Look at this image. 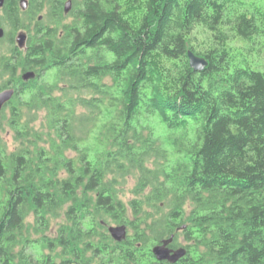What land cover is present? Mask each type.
<instances>
[{"label":"trees","instance_id":"16d2710c","mask_svg":"<svg viewBox=\"0 0 264 264\" xmlns=\"http://www.w3.org/2000/svg\"><path fill=\"white\" fill-rule=\"evenodd\" d=\"M73 6L0 8V91L15 90L0 112V264H170L152 248L171 236L186 250L174 264H264V68L235 61L227 1ZM231 23L264 36L260 10ZM107 221L130 233L114 241Z\"/></svg>","mask_w":264,"mask_h":264},{"label":"rangeland","instance_id":"374dc122","mask_svg":"<svg viewBox=\"0 0 264 264\" xmlns=\"http://www.w3.org/2000/svg\"><path fill=\"white\" fill-rule=\"evenodd\" d=\"M226 1H227V4H229V12L226 15L227 24L224 26V28L231 37L230 42H228V46L232 52V55L234 56L235 61L240 62L242 60H245L247 61V64L249 63L253 67L264 68V36H255L252 39L242 40L239 37H237L236 32L233 30V26L231 23L233 18L238 13L246 12L248 15H251V14H255L257 10H260L261 12L264 13V1L263 0H226ZM28 2L29 0H27V3ZM67 4H69L68 11L65 12V14L70 12L74 7L73 0H63L64 8ZM46 13H47V5H45V8L40 13H38V15L39 17H41V16H44ZM65 22H70L69 18L66 19ZM31 28H33L32 25H31ZM20 31H24L28 37L29 33L26 30H20ZM30 34H32V32H30ZM194 39L195 40L192 41V47L197 52H205L209 48L210 46L209 45V34L206 31L202 29H198V31L195 33ZM5 114H8V111H6ZM156 129H158V127ZM12 135H13L12 133H8V137H7L10 148H12L14 145H18L19 143L18 141L14 143L12 139ZM133 185H134L133 181H130L127 184L125 200L132 198L130 189H132ZM56 221L58 223H62L63 219L58 218ZM107 222H108L106 224L107 230H108V227L119 226L116 223L109 222V221ZM126 233L127 234L130 233V230L127 227H126ZM38 237L39 236L32 235V239H37ZM180 243L184 244L182 241ZM35 249H39V248L36 245H31L29 248V251H32Z\"/></svg>","mask_w":264,"mask_h":264},{"label":"water","instance_id":"95a60500","mask_svg":"<svg viewBox=\"0 0 264 264\" xmlns=\"http://www.w3.org/2000/svg\"><path fill=\"white\" fill-rule=\"evenodd\" d=\"M3 4V0H0V8ZM27 0H19V6L22 10L27 8ZM68 5L65 6V12L68 11ZM41 19V17H39ZM3 30L0 29V37L2 36ZM26 41H27V34L24 31L17 32L15 36V43L19 49L25 50L26 49ZM187 58L189 66L192 68L193 71L202 72L208 65V62L205 58L194 54L191 50L187 51ZM35 77V73L33 71L24 72L21 75V79L23 81H28ZM14 88H5L0 91V112L5 107V105L13 98L14 95ZM108 233L110 234L111 238L116 241L120 242L125 239L126 237V227L123 225H119L117 227H108ZM173 237L171 236L169 239L163 240L161 243L156 244L152 248V253L158 262H168L170 264H174L181 260L185 254L186 250L183 247L172 248L170 244L172 243Z\"/></svg>","mask_w":264,"mask_h":264},{"label":"flooded vegetation","instance_id":"af4514ba","mask_svg":"<svg viewBox=\"0 0 264 264\" xmlns=\"http://www.w3.org/2000/svg\"><path fill=\"white\" fill-rule=\"evenodd\" d=\"M173 248V247H172Z\"/></svg>","mask_w":264,"mask_h":264}]
</instances>
